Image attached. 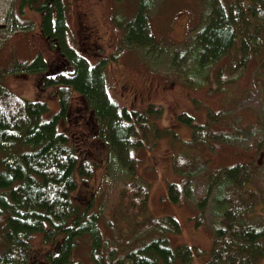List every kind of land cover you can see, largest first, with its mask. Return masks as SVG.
Instances as JSON below:
<instances>
[{
  "label": "trees",
  "instance_id": "trees-1",
  "mask_svg": "<svg viewBox=\"0 0 264 264\" xmlns=\"http://www.w3.org/2000/svg\"><path fill=\"white\" fill-rule=\"evenodd\" d=\"M17 1L22 12L30 8L39 13L42 34L58 52L51 61L37 53L17 62L14 72L41 73V87L54 88L56 111L49 112L46 101L26 99L0 83V264H79L72 251L82 239V245H89L87 264H194L200 247L168 243L167 234L180 231L177 218L148 213L150 184L138 172L133 152L155 145L163 135L178 136L157 126L162 106L153 103L141 111L110 96L104 66L109 56L93 62L80 51L69 25V0ZM153 2L136 0L125 19L117 13L112 17L118 54L135 47L153 62L166 55L168 64H185L187 71L177 74L180 82L194 88L214 84L219 91L255 61L251 79L262 82V107L252 113L247 127L263 153L261 162L211 167L195 141L212 145L210 139H216L211 135H219L223 115L211 112V121L196 125L182 111L176 118L189 124L192 134L171 160L182 180L168 182L164 193L167 201L179 203L201 189L195 197V225L205 221L209 207L212 229L211 256L201 264H254L264 255V0H200L202 12L182 49L155 46L158 40L148 22ZM23 23L26 27L31 21ZM73 92L85 102V110L83 102L72 106ZM62 125L78 126L77 133L70 135ZM220 136L232 142L237 131ZM93 137L87 148L79 149L80 142ZM96 140L106 154L97 189L90 188L88 179L99 162L91 156ZM112 178L117 184L112 197L92 210L95 195L108 187L103 182ZM80 190L87 193L84 200H78ZM100 219L109 227L110 239L99 229ZM36 233L42 244L35 249Z\"/></svg>",
  "mask_w": 264,
  "mask_h": 264
},
{
  "label": "rangeland",
  "instance_id": "rangeland-1",
  "mask_svg": "<svg viewBox=\"0 0 264 264\" xmlns=\"http://www.w3.org/2000/svg\"><path fill=\"white\" fill-rule=\"evenodd\" d=\"M69 2L67 8L70 11L69 25L75 31L80 51L93 62L109 56L104 66L110 96L127 108L141 111H144L149 104H160L163 112L156 119L157 126L160 129L170 128L178 134L179 137L174 138L163 135L155 141V145L133 150L137 159V170L150 184L148 213L154 216L173 215L180 223L178 233L167 234L169 245H197L202 252L193 259V263L201 264L208 261L212 248L209 207L203 216L205 221L198 226L195 225L198 212L195 197L201 193V189H197L195 193L193 191L194 194L188 199H181L179 203L169 202L164 196L168 182L182 180L181 175L173 171L171 160L172 156L183 148L181 142L189 139L192 134V127L184 121L177 120L176 115L184 111L193 117V123L196 125L211 121L209 118L211 112L218 111L219 115H223L224 119H219L223 123V127H218V130L221 129L219 135H211L216 139H210L214 147L209 142L204 144L203 141H195V149L203 157L209 158L211 167H222L251 159H258L261 162L263 153L256 148V137L247 127L251 123L252 113L262 107L260 90L262 82L251 79L255 61L250 62L248 69L237 79L223 84L220 91L214 87V84L194 88L177 79L179 71L181 72L182 69L187 71L185 64L182 66L168 64L166 55H157V59L153 62L150 61V56L144 55L141 49L135 47L125 48L119 54L116 52L118 29L112 17L117 13L118 18L125 19L124 17L134 10L136 0H69ZM201 6L200 0H154L148 11V22L150 32L158 40L155 46L184 48L188 43L185 39L190 27L200 17ZM25 20H30L31 23L23 27ZM39 20L40 15L37 11L30 8H25L23 12L19 10L17 0H0V83L26 99L46 101L49 112L53 113L56 111L54 88L41 87V73L14 72L17 62L28 60L37 53L42 54L48 61L57 56L58 51L42 34ZM215 69L216 67L213 71ZM226 92H228L227 96ZM75 95L79 94L73 92L75 98L72 106H81L83 100ZM79 106H74L73 109ZM224 124L228 126L225 128ZM62 126L70 135L72 132L77 133L78 126L73 129L67 128L66 125ZM233 129L237 131V136L232 138L234 141H224L220 134L227 136ZM92 140L94 137L90 142L85 141L84 144L80 142L79 149L87 148ZM96 142V147L91 145V150H95L91 156L99 162L88 179L91 183L90 188L96 186L97 189L106 170L105 163L101 162L104 161L106 154L103 143L98 140ZM104 183L108 187L95 195L96 198L90 206L92 210H96L99 203L104 206L117 186L116 179ZM83 193L87 195L82 190L78 191V200L85 199ZM98 224L99 229L105 232V237L110 239L109 227L102 219ZM40 238L39 233L32 237L35 249L36 243L42 244ZM81 241L85 239L80 240L81 246L76 245L72 252L80 259L79 264H87L90 263L89 245L88 243L82 245ZM254 264H264V255Z\"/></svg>",
  "mask_w": 264,
  "mask_h": 264
},
{
  "label": "bare ground",
  "instance_id": "bare-ground-1",
  "mask_svg": "<svg viewBox=\"0 0 264 264\" xmlns=\"http://www.w3.org/2000/svg\"><path fill=\"white\" fill-rule=\"evenodd\" d=\"M238 40V39H237ZM33 59V58H32ZM250 83V82H249ZM126 156V155H125ZM125 158V157H124ZM120 165V164H119Z\"/></svg>",
  "mask_w": 264,
  "mask_h": 264
}]
</instances>
